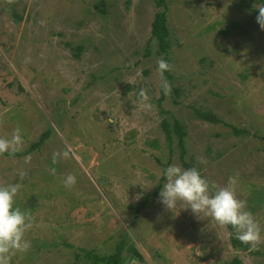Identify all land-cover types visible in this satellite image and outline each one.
<instances>
[{"label":"rangeland","instance_id":"1","mask_svg":"<svg viewBox=\"0 0 264 264\" xmlns=\"http://www.w3.org/2000/svg\"><path fill=\"white\" fill-rule=\"evenodd\" d=\"M165 4L167 92L163 56L149 40L155 0H0V137L19 127L24 140L22 151L0 155V185L20 183L14 207L33 217L31 247L11 264H92L74 254L107 255L120 240L140 253L131 264H264V30L256 19L264 4ZM163 120L179 122L181 147ZM172 164L198 167L220 186L236 177L237 197L261 227L257 247L186 204L159 203Z\"/></svg>","mask_w":264,"mask_h":264},{"label":"clouds","instance_id":"2","mask_svg":"<svg viewBox=\"0 0 264 264\" xmlns=\"http://www.w3.org/2000/svg\"><path fill=\"white\" fill-rule=\"evenodd\" d=\"M256 7L259 9L257 23L264 30V5ZM158 70L170 71L171 65L161 58L158 60ZM161 86L165 92L170 90L167 80H164ZM139 95L143 101L148 99L146 90L142 89ZM23 144L22 130L17 127L10 138L0 137V155H15L23 150ZM70 151L68 149L63 153L54 152L53 163L58 162L60 158H68ZM197 162L207 163L203 157H197ZM52 172L54 174L55 169H52ZM18 175L23 179L27 173L22 170ZM165 177L166 182L158 202L167 210L172 211L180 203L186 204L188 207L185 208L190 207L198 218L211 217L220 226L230 225L242 243L255 248L261 242V227L258 221L247 209L246 202L237 197L236 177H229L227 184L220 186L206 179L198 167L183 168L179 164L169 165L165 169ZM63 183L65 187L75 185V175L68 174ZM21 187L20 183L0 185V264H11V259L17 252H26L31 247V242L25 238V234L33 226V217L21 208L14 207L15 197Z\"/></svg>","mask_w":264,"mask_h":264},{"label":"trees","instance_id":"3","mask_svg":"<svg viewBox=\"0 0 264 264\" xmlns=\"http://www.w3.org/2000/svg\"><path fill=\"white\" fill-rule=\"evenodd\" d=\"M264 4V0H259ZM155 4L158 7L156 12L154 13L152 22H151V29H150V39L149 40H154L157 43V50L156 52L158 54H162V59L167 61L170 64V58H169V50L172 47L173 41L170 35V30L167 25V18H166V4L165 0H155ZM20 16L17 15V18ZM150 50H147L146 53H149ZM161 78L162 80H168L171 77V74L169 71H164L161 72ZM162 81V82H163ZM162 85V84H161ZM162 87V86H161ZM163 90V88H162ZM197 115L200 117L208 120V121H215L216 118L214 114H212L210 111H204L201 112V110L195 111ZM163 129L167 135V137L170 139V133L171 131L174 132L178 136V143L180 144V147L183 144V133L181 132V127L179 125V122L177 120L174 121V124L172 127H170V123L167 120H163ZM42 142V139L39 140ZM38 142V143H40ZM35 146V144H34ZM186 165V164H185ZM189 167H192L191 165L188 164ZM229 228H232L230 225L228 226ZM234 234L231 235V240L232 243L234 242L235 245H241V242L238 244L236 243V240L233 238ZM124 240H120L117 242L115 246V250L110 252L109 254L105 255H99L93 250L85 249V248H80L79 251H77L74 254V257L79 260L81 256L85 258H89L92 260V264H123L124 261L126 260V257L129 256L130 254H133L134 256L140 258V253L138 250L133 246L132 244H129L128 246L125 247V244L123 242ZM66 246L71 247L68 243H65ZM247 245V244H245ZM126 248V254L122 255V250ZM228 264H242L241 260L237 257H234Z\"/></svg>","mask_w":264,"mask_h":264},{"label":"water","instance_id":"4","mask_svg":"<svg viewBox=\"0 0 264 264\" xmlns=\"http://www.w3.org/2000/svg\"><path fill=\"white\" fill-rule=\"evenodd\" d=\"M132 259H136V256H133L132 254H130L129 255V258L127 260H125L123 264H131L130 261Z\"/></svg>","mask_w":264,"mask_h":264}]
</instances>
